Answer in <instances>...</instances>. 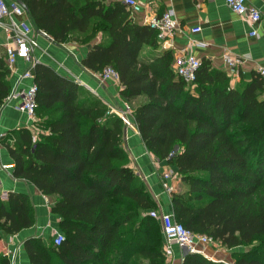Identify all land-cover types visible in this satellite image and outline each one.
Wrapping results in <instances>:
<instances>
[{
	"label": "trees",
	"instance_id": "trees-1",
	"mask_svg": "<svg viewBox=\"0 0 264 264\" xmlns=\"http://www.w3.org/2000/svg\"><path fill=\"white\" fill-rule=\"evenodd\" d=\"M56 44H93L82 66L119 75L120 96L132 107L146 149L165 162L187 188L171 193L176 220L232 252V264H264V82L232 85V76L202 60L193 85L175 74L172 51L159 33L133 20L123 2L11 0ZM11 69L0 56V108L12 92ZM33 128L9 131L0 141L13 176L54 197L65 240L24 242L29 264H172L164 236L147 215L160 209L149 186L130 165L127 126L103 101L53 67L34 66ZM1 184V183H0ZM28 194L0 193V241L35 226ZM184 252L182 264H231ZM0 264H11L0 253Z\"/></svg>",
	"mask_w": 264,
	"mask_h": 264
},
{
	"label": "crops",
	"instance_id": "crops-1",
	"mask_svg": "<svg viewBox=\"0 0 264 264\" xmlns=\"http://www.w3.org/2000/svg\"><path fill=\"white\" fill-rule=\"evenodd\" d=\"M11 1V0H9ZM141 5L140 13H132L133 20L140 25H148L154 17L161 16L166 10L172 9L178 20V33L175 38L160 43L158 50L146 47L144 54L159 56L165 51H172L174 59L186 50L194 52L201 60H210L215 68L225 70L232 76V85L238 86L242 79L251 80L260 66H264V0H247L248 4L257 7L262 15L263 22L257 36H250L249 24L240 16L232 12L226 5V0H138ZM107 2H123V0H108ZM17 21L28 20L34 29L39 47L34 53L33 62L27 63L19 60L16 70L11 72L12 88L25 91L32 83L31 79L21 80L20 75L26 70H33L35 62L53 67L63 76L70 78L88 89L101 101H103L114 113L120 114L129 104L120 96V85L114 80H103L100 72H94L82 66L93 44L102 39L98 36L94 43L81 45L70 42L58 45L51 37L41 35L31 22L29 17H15ZM201 27L198 33H192V29ZM192 41L194 46H192ZM9 43L4 28L0 25V56L5 58L6 47ZM231 51L234 59L238 61L235 73L223 60L224 50ZM12 89V90H13ZM144 98H139L133 106H136ZM20 99H12L7 105L0 108V137L11 130L20 127L32 128L31 121L24 113L16 110ZM132 106V104H129ZM1 139V140H2ZM125 146L130 154V165L144 179L150 188L154 198L165 213H173L171 194L166 192V185L174 191H185L186 186L180 179L165 180L163 174L167 171L174 173V169L165 162L155 160V157L146 149L144 141L137 126L133 123L126 128ZM14 160L8 149L0 144V193L2 197L12 191L28 194L36 209L37 220L34 227L22 231L15 236H6L0 241V252L5 253L11 260V264H29L28 256L24 248V242L30 237L49 238L51 227H59L60 218L51 213V206L55 202L54 197H48V204L44 195L30 182L16 179L13 176ZM175 174V173H174ZM215 250L217 252L215 253ZM207 253L215 254L216 260H224L231 263L232 252L227 247L219 249L206 248ZM184 250L179 245H173V255L170 258L172 264H182ZM232 264V263H231Z\"/></svg>",
	"mask_w": 264,
	"mask_h": 264
},
{
	"label": "built area",
	"instance_id": "built-area-1",
	"mask_svg": "<svg viewBox=\"0 0 264 264\" xmlns=\"http://www.w3.org/2000/svg\"><path fill=\"white\" fill-rule=\"evenodd\" d=\"M123 3L130 9L132 13H140L142 8L138 0H123ZM226 5L229 9L243 18L250 26L251 31L249 35L254 37L258 35L259 29L263 22V15L261 11L248 4L247 0H226ZM27 17L26 10L16 1L0 0V25L4 28L9 43L6 47L5 60L7 65L11 69V72L16 70L19 60H24L27 63H32L34 59V53L39 47L36 36L34 35V29L30 25L28 20L17 21L15 17ZM151 28L155 29L159 33V41L164 43L169 39L176 37L178 33V20L176 19L175 12L172 9L166 10L161 16L154 17L148 23ZM202 29L201 27H195L192 29V33H198ZM44 32V31H43ZM45 33V32H44ZM42 35V34H41ZM46 37H50L48 34H44ZM196 45V43H193ZM223 60L230 68L232 73H235L238 61L234 59L231 51L225 49L223 53ZM38 62H35L37 64ZM202 65V60L199 59L193 51L186 50L178 55L173 61V69L178 77H181L187 81L188 84L193 85L196 81V75L198 69ZM257 73L264 82V66H260ZM103 80H114L119 83L118 73L111 67L104 69L101 73ZM19 83L24 79H31L33 83L23 92H20L18 88H14L11 94L5 101L4 105H7L12 99H20L21 102L15 107L16 110L24 113L28 120L32 123L37 120L36 116V93L37 85L34 83L33 70H26L19 77ZM3 105V106H4ZM112 110V109H111ZM114 112V110H112ZM132 108L129 104L119 114L127 127H131L132 121ZM5 137V136H4ZM0 137V141H1ZM156 161L157 158H155ZM165 180L167 179H179L176 174L171 171H167L163 174ZM166 192L171 194L174 192L173 188L166 185ZM44 198L48 204L50 200L48 196L44 195ZM152 218L161 219L163 224V236L165 240L164 251L170 260L173 255V245L177 244L184 251L197 252L206 256L210 260H216L215 254H209L206 248L212 247L215 249L221 248V244L215 241L212 237L207 235H200L187 229L183 224L179 223L173 213H163L159 215L156 210H151L147 213ZM50 235L54 238L56 245H61L65 240L64 234L59 230V227H51ZM217 250H215V253ZM226 262L224 260H216ZM227 263V262H226Z\"/></svg>",
	"mask_w": 264,
	"mask_h": 264
},
{
	"label": "rangeland",
	"instance_id": "rangeland-1",
	"mask_svg": "<svg viewBox=\"0 0 264 264\" xmlns=\"http://www.w3.org/2000/svg\"><path fill=\"white\" fill-rule=\"evenodd\" d=\"M28 17V16H27ZM131 106V105H130ZM132 107H134V106H131V108ZM132 110H133V108H132ZM131 118H132V116H131ZM171 171V170H170ZM2 195V194H1ZM157 212H158V214L159 215H162L163 213H165V212H163L162 210H161V206H160V209H157L156 210ZM154 219V221H155V223H156V225H157V228H158V231L161 233V234H163V224H162V222H161V219H157V218H153ZM0 253H2V254H5V253H3V252H0ZM6 255V254H5Z\"/></svg>",
	"mask_w": 264,
	"mask_h": 264
},
{
	"label": "water",
	"instance_id": "water-1",
	"mask_svg": "<svg viewBox=\"0 0 264 264\" xmlns=\"http://www.w3.org/2000/svg\"><path fill=\"white\" fill-rule=\"evenodd\" d=\"M21 6L25 9V7H24L22 4H21ZM40 33H41L42 35L45 34L43 31H40ZM3 198L6 199V198H7V194H5V195L3 196Z\"/></svg>",
	"mask_w": 264,
	"mask_h": 264
}]
</instances>
